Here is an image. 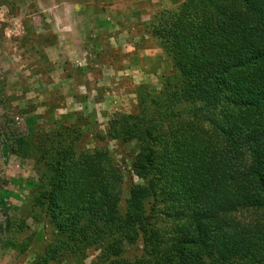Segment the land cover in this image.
<instances>
[{"label":"trees","instance_id":"16d2710c","mask_svg":"<svg viewBox=\"0 0 264 264\" xmlns=\"http://www.w3.org/2000/svg\"><path fill=\"white\" fill-rule=\"evenodd\" d=\"M147 25L169 58L162 89L141 86L100 139L135 147L126 188L108 146L76 153L63 132L39 150V204L69 220L46 255L264 264V0H186Z\"/></svg>","mask_w":264,"mask_h":264},{"label":"rangeland","instance_id":"374dc122","mask_svg":"<svg viewBox=\"0 0 264 264\" xmlns=\"http://www.w3.org/2000/svg\"><path fill=\"white\" fill-rule=\"evenodd\" d=\"M65 1L0 0V46L3 47V52H0V62L2 64L0 65V87L8 85L7 83H11V81H17L15 80L17 78L18 81L20 80L17 82L18 89L15 87L11 89V92L14 90L19 92L25 89L30 92L28 100H25L20 109L17 103L0 101L3 102L0 103V149L3 146L11 153H19L16 156L25 160H21L20 168L15 167L19 160H14V163L9 162L11 167L6 166L0 169V264H71L69 261L61 262L60 257L46 255L50 245L61 244L62 241H65L67 234L61 236L58 233L67 229L69 220L65 216H58V211L61 210L62 205L57 199L49 209L46 205L39 204V196L43 193V190L39 191L38 187L39 175L49 178L46 168H43V165L37 162L36 157L40 154L39 150L42 149V146H45L48 135L54 138L63 132L69 134L67 141L74 142L75 149H73L76 153L92 151L94 148L103 145L108 146L114 161L121 167L124 178L123 189L126 188L131 180L128 170L134 157L135 147L130 145L121 146L115 142L106 143L104 140L100 142V139L113 117L119 113L135 111L137 95L142 91L141 86L147 88L153 94L160 92L162 89V75L169 69L165 67V63L169 60L167 54L161 48L159 42L151 36V41L145 40L140 42L139 45L141 47L151 45L156 47L159 51V60H155V62L152 60L148 63L146 57L136 56L132 58V63L153 70L158 67L159 71L155 73V76L149 78L148 84L140 86L132 85L129 77H123L118 82L119 88L122 89L121 94L118 93L119 97L108 99L110 103L105 113L110 115L113 112L115 102H118V100L120 103L116 105L121 104L122 106L119 111L109 117L108 122L99 124L93 114L70 115L69 118L54 119L52 110L62 105L61 95L54 91L47 102L42 95L45 92V84L50 80L51 68L44 49L46 44L54 42V37L49 31L42 32L41 29L47 28L42 23L45 19H82L77 16L71 17L68 11H64L62 5ZM85 1L90 2L91 0ZM106 3L103 2L100 7L102 19H117L122 23H124V19H136L129 11L132 4L128 0L112 2L110 6L114 8H109V5L105 6ZM57 4H61V6H57ZM160 10L162 8H159L154 14ZM84 19L96 18L87 16ZM147 24L134 23L131 26L132 33H148ZM22 28L25 30L24 35L12 36L7 40H3V35H12V33H16ZM99 42L100 51L103 54L101 58L105 60L109 50L108 47H105L103 35H101ZM114 51L113 61L118 64L123 56H120L117 50ZM65 62L70 64L66 74L76 77V79L85 76V71L73 67L68 60ZM19 73H21V76H18ZM30 73L37 75L39 79L37 83L32 82L33 86L31 88ZM135 75L137 74L135 73ZM107 77H109L110 83L115 78L111 72L107 73ZM7 89L9 87H6ZM102 89L104 90V88L98 90L99 98H102L105 94ZM2 90L0 89V92ZM130 99L134 103H131ZM28 101H35L36 104H28ZM35 112L37 114H34ZM28 125H31V129ZM52 129L54 130L51 132ZM20 139H23L22 143H18ZM34 149L36 150L33 151ZM25 155H32L34 159L25 158ZM65 178L71 179V176L67 175ZM17 179H20V182L15 181ZM135 182H137L136 179ZM58 188H61L58 191L61 197L66 198L69 195L66 186H59ZM45 189L49 188L46 187ZM93 258L94 256H89L85 264H90ZM76 263L78 264V262Z\"/></svg>","mask_w":264,"mask_h":264},{"label":"crops","instance_id":"0c3cea01","mask_svg":"<svg viewBox=\"0 0 264 264\" xmlns=\"http://www.w3.org/2000/svg\"><path fill=\"white\" fill-rule=\"evenodd\" d=\"M185 1L128 0L132 4L129 11H131V15H134L136 19H124V23H122L117 19H102V14L100 13V7L103 2H107L105 6L109 5V8H114L110 5L112 2L115 3L116 0H91L90 2H86L85 0H66L62 5L64 11H68L71 17L77 16L82 19H45L42 23L47 28L41 29L42 32L49 31L54 37V42L46 44L44 49L51 68L49 73L50 80L45 84V92L42 94L46 102L54 91H57L61 95L62 105L52 110L54 119L69 118L70 115L74 116L75 114H93L96 122L99 124L108 122L109 117L119 111L122 106L121 104L116 105L120 103L118 100V102H115L113 112L110 115L105 113L110 103L108 99L110 97H119V94H121L122 89L119 88L118 82L123 77H129L132 85L140 86L148 84L149 78L155 76V73L159 71L158 67L153 70L152 68L148 69L142 65L132 63V58L136 56L146 57L148 63L152 62V60L155 62V60H159V51L152 45L141 47L139 43L145 40L151 41V37L148 33L143 32L133 34L131 26L134 23H149L154 12L159 8L168 9ZM61 4H57V6H61ZM87 16L96 19H84ZM24 34L25 30L22 28V30L19 29L18 32L12 33V35H3V40ZM101 35L104 37L105 47H108L109 50L107 56L106 53L104 54L107 60L101 58V55H103L99 46ZM2 50L3 47L1 45V53L3 52ZM114 50H117L118 54L123 56L121 62L118 64L113 61ZM67 60L73 67L75 66L78 70L85 71V76L76 79V77L66 74L70 65L65 62ZM0 65H2L1 62ZM110 72L115 77L111 81L112 83L109 82V77H107V73ZM18 76H21V73ZM30 76L31 88L33 86L32 82L37 83L39 79L37 75L32 73H30ZM15 80L17 81H11V83H7V81L8 85L0 87V89H3L0 92V101L17 103L20 109L25 100H28L30 92L25 88V90L19 92L17 90L11 92V89L15 87L18 89L17 82L20 80L18 81L17 78ZM6 87H9V89L6 90ZM100 88H104L102 90L105 94L102 98L98 97V90ZM130 102L134 103L132 99H130ZM28 104H36V102L28 101ZM34 114H37V112ZM1 158L0 169L6 166L11 167L9 162L14 163V160H19V163L15 167L20 168L21 160L25 161L3 146L0 149ZM15 181L20 182V179Z\"/></svg>","mask_w":264,"mask_h":264}]
</instances>
